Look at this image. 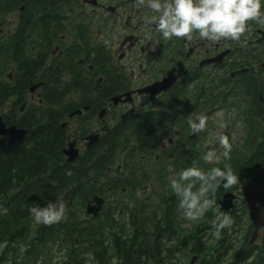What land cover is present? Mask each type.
<instances>
[{"label":"flooded vegetation","instance_id":"obj_1","mask_svg":"<svg viewBox=\"0 0 264 264\" xmlns=\"http://www.w3.org/2000/svg\"><path fill=\"white\" fill-rule=\"evenodd\" d=\"M150 15L138 0H0V215L19 209L23 196L29 208L49 202L48 181L54 175L48 173L49 164H59L60 176L67 147L77 150L79 159L101 147L114 130L125 131L134 124L159 131L164 119L165 124L171 122L169 135L160 136L158 143L168 151L169 164H159L156 157L154 170L147 168L154 183L137 193L140 210L156 211L160 217L159 209L168 201L162 199L165 191L155 188L160 178H176L186 167L205 164L204 143L217 133L213 129L192 134L187 119L219 114L237 119L243 110L254 113L249 102L225 99L232 97L234 85H264V25L252 23L239 42L209 43L196 36L187 42L166 41L149 21ZM169 78L167 90L145 93ZM116 97L120 99L115 102ZM258 100L264 108L261 94ZM48 128L54 131V146ZM91 136H97L93 145ZM250 182L247 187L258 180ZM244 188L236 194L240 204ZM119 203L128 210L127 192L125 197L104 199L93 223L105 214L116 220L121 216L128 224L123 211L114 208L107 213L109 206ZM28 214L33 232L34 227L48 228L36 224L29 210ZM183 220L181 214L182 227ZM56 256L64 264L62 255ZM53 259L42 261L51 264ZM187 259H180V264H187ZM236 260L233 257L228 264Z\"/></svg>","mask_w":264,"mask_h":264},{"label":"trees","instance_id":"obj_2","mask_svg":"<svg viewBox=\"0 0 264 264\" xmlns=\"http://www.w3.org/2000/svg\"><path fill=\"white\" fill-rule=\"evenodd\" d=\"M81 88L86 89V86ZM230 94L232 97L226 101L237 103L241 100L254 108V113L243 110L237 118L242 128L243 145L238 149L232 147L231 159L215 166L231 167L239 181L231 189H217L216 206L197 220V226L188 230L180 225L179 201L168 188V177L160 178L155 186L165 191L162 199H168L159 209L160 217L156 211L143 213L140 210L137 193L155 181L147 168L154 170L156 157L160 159L159 164H169V153L159 148L158 138L169 135L166 131L170 130L171 122L165 124L163 119L159 131L154 126L145 128L131 124L125 131L119 129L108 133L101 147L85 152L75 163L61 165L60 176L56 171L59 164H49L48 173L51 175L54 171V175L48 181L47 197L49 202L64 203L66 218L61 222L47 229L34 227L33 232L28 224L29 204L25 196L19 209L9 208L0 215V264H43L42 259H53L56 255H62L64 264H85V254L94 256L95 264H110L116 259L119 264H180V259L192 255L199 258V264H218L219 255L222 252L227 255L238 243L233 244L235 230L244 221V239L238 245L247 247L252 230L245 205L230 214L233 224L221 230L219 238L213 236L212 223L219 214V198L227 192L244 188L255 173L264 168V108L258 100L259 94L264 98V85H234ZM48 132L51 145L54 131L48 128ZM57 148L54 147L56 155ZM57 157H61V153ZM193 166L205 170L213 167L210 164ZM69 171L71 174H66ZM126 192L131 201L128 210L124 203H119L117 207L109 206L107 213L115 212L114 208L117 212L123 211L128 224L122 223L125 218L121 219V216L116 220L104 214L95 220L97 224L86 216V206L95 196L108 200L112 196L125 197ZM260 207L264 213V195ZM164 218L165 222L161 221ZM101 222L106 224L100 225ZM44 230L49 231V235L43 233ZM232 231L235 233L231 234ZM58 238L61 239L60 245ZM210 247L214 248L216 256L209 253ZM235 264H264V235L255 246L247 247L245 255Z\"/></svg>","mask_w":264,"mask_h":264},{"label":"clouds","instance_id":"obj_3","mask_svg":"<svg viewBox=\"0 0 264 264\" xmlns=\"http://www.w3.org/2000/svg\"><path fill=\"white\" fill-rule=\"evenodd\" d=\"M138 3L146 4L152 13L149 21L166 41L183 38L187 42L196 36L209 43L239 42L242 36L250 32L252 23L264 25V0H138ZM207 123L208 117L205 115L187 119L192 134L204 132ZM220 127L223 128V124ZM216 142L222 150L219 155L212 149L205 153L203 159L209 163L220 156L225 161L230 160L232 143L229 137L218 132ZM66 174L70 175L71 172ZM238 181L231 167L222 169L213 166L205 170L190 166L179 171L178 177L170 180L168 188L175 193L183 218L197 221L216 206L217 189H231ZM29 212L36 224L45 226L57 224L66 218L62 202H47L43 207L36 204L29 208ZM232 224V218L220 212L212 223L213 236L219 238L221 230L230 228ZM85 264H95V257L85 254Z\"/></svg>","mask_w":264,"mask_h":264},{"label":"water","instance_id":"obj_4","mask_svg":"<svg viewBox=\"0 0 264 264\" xmlns=\"http://www.w3.org/2000/svg\"><path fill=\"white\" fill-rule=\"evenodd\" d=\"M169 81L166 80L163 84H158L150 87L145 93H150L152 95H156L159 92L163 90H167L170 87V84L166 85L169 82H172V80L169 78ZM120 97H116L114 101L116 102L119 100ZM23 134V132L21 133ZM90 145H93L97 142V136H91L90 137ZM64 154L68 157L67 163L74 162L78 157L79 153L77 150H72L70 147H67L64 151ZM264 175V169L260 171L256 177L258 178V183L256 185H251L247 187L244 200L247 204L248 208V216L251 222V226L253 229V232L251 234V241L250 244H254L257 239L261 236V231L264 230V216L262 213L261 208L258 206V204L262 200V196L264 194V184L260 186V180L262 176ZM237 200V196L234 195L232 192H229L225 195H223L219 201V212H225L229 213L235 208V201ZM104 201L101 198H94L92 201H90L86 208V214L88 216L96 217L100 210L102 209ZM244 253V250H241L237 253L236 257L239 258ZM196 259L194 258L192 260L191 264H195Z\"/></svg>","mask_w":264,"mask_h":264},{"label":"rangeland","instance_id":"obj_5","mask_svg":"<svg viewBox=\"0 0 264 264\" xmlns=\"http://www.w3.org/2000/svg\"><path fill=\"white\" fill-rule=\"evenodd\" d=\"M235 121H236V118L232 117V115H229V114H219L217 116H214L213 118L210 117V118H208V125L206 128V131L211 133L212 130L215 129V130H217V133L222 132L224 135L229 137L233 148L240 147L244 143L243 138H242V128L238 125V122H237V126L235 128H233V124ZM221 124H223V128L220 127ZM213 137L210 134V139L204 143V146H207L208 149H203L204 150L203 155H202L203 157L208 150L215 149L217 155H219V153L222 151L216 142V135H214ZM222 160H224V159L222 156H220V158L218 160L214 159L211 163H209L208 161H205V163L210 164V166H218V165H221L223 163L228 162L225 160L222 162ZM179 211H178V213L182 214V210L179 209ZM183 221H184V225H183L184 229L190 230L191 228L197 226V221H188L185 219ZM247 221L249 223V220H247ZM243 228H245V221L243 224H239L236 227V230H235L236 233L234 231L231 232V234L235 233L234 238H233L234 239L233 244H235V242H238L240 244V242L243 241V239H244V234L242 232ZM238 231L241 232V234L238 233ZM238 243L233 246L232 250H229L227 255H225L224 252L221 253V257H220L221 259L219 262L220 264H228L229 262H231V259L234 257V255L242 248V245H238ZM209 253L212 256L217 255V254H215L214 248L211 249V247H210ZM193 256H195V255H192V258H193ZM189 258L190 257H188L186 263H188ZM50 263L51 264H62V260L60 257L56 256V258L53 259ZM195 264H198L197 260L195 261Z\"/></svg>","mask_w":264,"mask_h":264}]
</instances>
